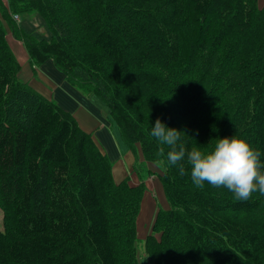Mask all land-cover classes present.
<instances>
[{
	"label": "trees",
	"instance_id": "1",
	"mask_svg": "<svg viewBox=\"0 0 264 264\" xmlns=\"http://www.w3.org/2000/svg\"><path fill=\"white\" fill-rule=\"evenodd\" d=\"M34 13L49 39L13 19ZM6 25L33 64L51 59L107 106L130 149L162 168L169 208L143 240L149 263L264 264V195L242 201L223 187L197 188L189 166L181 176L150 135L157 118L182 131L188 150L236 135L264 162L257 0H0V264H141L144 185L115 183L91 135L17 78Z\"/></svg>",
	"mask_w": 264,
	"mask_h": 264
},
{
	"label": "crops",
	"instance_id": "2",
	"mask_svg": "<svg viewBox=\"0 0 264 264\" xmlns=\"http://www.w3.org/2000/svg\"><path fill=\"white\" fill-rule=\"evenodd\" d=\"M2 1L7 4V0ZM257 2L260 8H264V0ZM16 16L17 19H14V15L13 19L22 31L38 39H49L48 28L38 14ZM6 28V40L20 66L17 78L70 113L78 127L91 135L96 146L112 163V180L115 183L127 180L132 187L144 185L136 227L137 237L145 239L151 233L157 211L169 208L158 178L162 168L146 161L138 145L130 149L124 143L119 129L110 117L109 109L98 97L70 85L51 59L40 65L33 64L22 42L13 37L7 25ZM140 263H149L145 254L140 257Z\"/></svg>",
	"mask_w": 264,
	"mask_h": 264
},
{
	"label": "clouds",
	"instance_id": "3",
	"mask_svg": "<svg viewBox=\"0 0 264 264\" xmlns=\"http://www.w3.org/2000/svg\"><path fill=\"white\" fill-rule=\"evenodd\" d=\"M181 133L167 127L159 118L150 131L152 137L168 147L167 163L178 165L181 176L188 174L185 164L189 166L191 181L197 188H203L205 184L223 187L242 201L250 199L255 192L264 195V162L260 159L261 153L244 139L236 135L224 136L216 138L208 150L196 147L188 150L181 140ZM159 155H165L163 147L159 149Z\"/></svg>",
	"mask_w": 264,
	"mask_h": 264
},
{
	"label": "rangeland",
	"instance_id": "4",
	"mask_svg": "<svg viewBox=\"0 0 264 264\" xmlns=\"http://www.w3.org/2000/svg\"><path fill=\"white\" fill-rule=\"evenodd\" d=\"M168 204V203H167ZM0 230H2V212L0 210ZM143 238L141 237H138V240H137V250H138V255H140V257L144 254V242H143ZM149 264V263H148Z\"/></svg>",
	"mask_w": 264,
	"mask_h": 264
},
{
	"label": "built area",
	"instance_id": "5",
	"mask_svg": "<svg viewBox=\"0 0 264 264\" xmlns=\"http://www.w3.org/2000/svg\"><path fill=\"white\" fill-rule=\"evenodd\" d=\"M14 19H17V16L16 15L14 16Z\"/></svg>",
	"mask_w": 264,
	"mask_h": 264
}]
</instances>
